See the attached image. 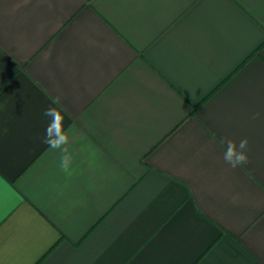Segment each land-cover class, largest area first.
<instances>
[{
	"label": "crops",
	"instance_id": "obj_1",
	"mask_svg": "<svg viewBox=\"0 0 264 264\" xmlns=\"http://www.w3.org/2000/svg\"><path fill=\"white\" fill-rule=\"evenodd\" d=\"M0 264H264V0H0Z\"/></svg>",
	"mask_w": 264,
	"mask_h": 264
},
{
	"label": "clouds",
	"instance_id": "obj_2",
	"mask_svg": "<svg viewBox=\"0 0 264 264\" xmlns=\"http://www.w3.org/2000/svg\"><path fill=\"white\" fill-rule=\"evenodd\" d=\"M56 103H59V101L57 100ZM43 116L48 121L43 142L50 148L61 152L60 168L62 171L68 172L71 165V156L67 148L69 136L63 129L62 116L54 106L47 107L43 112ZM58 119L61 121L60 131H56L53 127ZM224 145L223 160L229 167L235 169L249 162V141L246 137L239 140V142L226 140Z\"/></svg>",
	"mask_w": 264,
	"mask_h": 264
}]
</instances>
